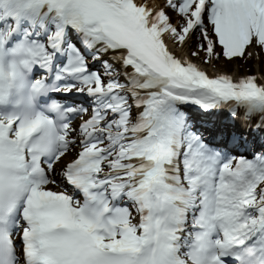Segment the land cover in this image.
<instances>
[{"label":"snow or ice","instance_id":"6c2138e0","mask_svg":"<svg viewBox=\"0 0 264 264\" xmlns=\"http://www.w3.org/2000/svg\"><path fill=\"white\" fill-rule=\"evenodd\" d=\"M0 264H264V0H0Z\"/></svg>","mask_w":264,"mask_h":264}]
</instances>
